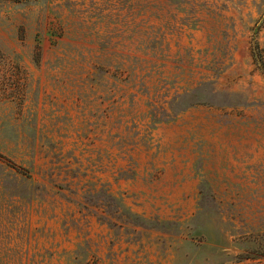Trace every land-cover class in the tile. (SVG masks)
<instances>
[{"label": "rangeland", "instance_id": "1", "mask_svg": "<svg viewBox=\"0 0 264 264\" xmlns=\"http://www.w3.org/2000/svg\"><path fill=\"white\" fill-rule=\"evenodd\" d=\"M258 47L264 0H0V264H264Z\"/></svg>", "mask_w": 264, "mask_h": 264}, {"label": "trees", "instance_id": "2", "mask_svg": "<svg viewBox=\"0 0 264 264\" xmlns=\"http://www.w3.org/2000/svg\"><path fill=\"white\" fill-rule=\"evenodd\" d=\"M253 56L255 58L256 63L260 66V68L264 70V55L262 54V50L259 47L257 49L254 48ZM107 196L108 198L106 201H108L109 205H105L104 207L100 206V208H102L103 214L98 215L99 219L108 220L107 214H110V211H112L114 208L123 211V216H129V214H132L130 211L127 210L128 207H126L122 199L113 195L112 193L107 194ZM92 209L96 214H98V211L96 209ZM138 218L141 220L138 224L144 226L146 219L141 216H139Z\"/></svg>", "mask_w": 264, "mask_h": 264}]
</instances>
